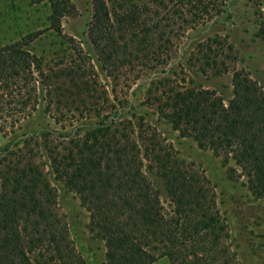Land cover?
Here are the masks:
<instances>
[{
    "label": "trees",
    "instance_id": "16d2710c",
    "mask_svg": "<svg viewBox=\"0 0 264 264\" xmlns=\"http://www.w3.org/2000/svg\"><path fill=\"white\" fill-rule=\"evenodd\" d=\"M106 1L91 0L86 37L111 82L112 100L72 38L68 55L49 63L28 50L44 31L0 47V130L13 129L41 102L62 131L0 149V264H85L56 212L46 169L88 212L89 232L103 242V264H239L206 178L178 161L140 117L124 116L115 96L141 71L167 66L186 27L219 16L220 1L151 0L155 7L121 16ZM30 2L48 6L47 30L57 36L61 21L77 14L70 0ZM259 36L264 41L263 28ZM217 39L196 46L194 62L204 75L228 73L232 47ZM232 73L226 104L214 91L173 79L151 84L143 104L181 138L233 162L250 195L264 199V94L243 70ZM145 167L164 182L168 213Z\"/></svg>",
    "mask_w": 264,
    "mask_h": 264
},
{
    "label": "rangeland",
    "instance_id": "374dc122",
    "mask_svg": "<svg viewBox=\"0 0 264 264\" xmlns=\"http://www.w3.org/2000/svg\"><path fill=\"white\" fill-rule=\"evenodd\" d=\"M70 1L77 14L61 21V36H57L47 30V5H35L30 0H0V47L13 44L37 31H44L28 50L41 57L44 63H49L68 55L67 39L72 38L90 58L99 82L112 100L114 96L111 82L101 70L86 37L92 14L91 0ZM150 1L107 0L106 5L113 12V16H121L132 7H155ZM219 1V16L199 23L192 29L190 26L186 27L172 48L171 60L167 66L141 71L138 80L129 89L119 86L115 96L119 101V111L124 116L134 114L140 117L171 147L178 161L206 178L213 189L218 212L226 223L229 246L237 263L264 264V199H255L250 195L244 179L238 177L240 171L233 162L224 163L222 158L215 157L210 151L199 149L191 139L181 138L152 108L143 104L151 84L161 79L184 81L186 85L214 91L226 104L232 96L233 70H243L247 73L264 94V41L259 36L260 30L264 29V0ZM166 6L168 9L172 2H167ZM215 37L232 47V59L227 62L229 70L220 76L204 75L194 62L196 46ZM47 130L62 133L60 125L46 114L40 102L36 110L17 123L13 129L0 130V149L10 142L39 135ZM70 130L67 128L65 131ZM40 148L39 141L38 152ZM42 158L44 163V157ZM45 171L48 172L47 180L55 192L56 212L67 226L69 240L76 253L85 264H103V242L89 232L88 212L72 192L55 181L48 169ZM144 172L152 189L158 194L164 211L168 213L172 206L164 182L147 167ZM154 264L168 262L162 259Z\"/></svg>",
    "mask_w": 264,
    "mask_h": 264
}]
</instances>
